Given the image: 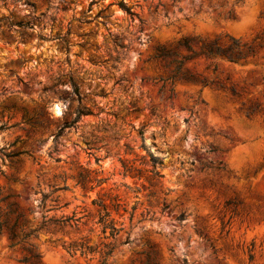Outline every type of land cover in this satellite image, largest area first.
<instances>
[{
  "label": "rangeland",
  "instance_id": "374dc122",
  "mask_svg": "<svg viewBox=\"0 0 264 264\" xmlns=\"http://www.w3.org/2000/svg\"><path fill=\"white\" fill-rule=\"evenodd\" d=\"M186 38L263 45L247 61L185 65L202 74L210 63L208 77L243 90L240 98L183 84L160 95L166 75L150 59ZM81 108L89 114L74 122ZM147 152L162 159L157 181L148 180ZM64 186L45 205L60 208L42 211V196ZM7 195L27 227L76 222L39 231L24 249L8 248L2 236L0 264H31L20 261L27 250L40 256L36 264H100L98 254L63 249L83 241L111 243L106 264H144L150 248L157 264H264V0H0V197ZM102 208L121 229L115 240L101 233Z\"/></svg>",
  "mask_w": 264,
  "mask_h": 264
},
{
  "label": "trees",
  "instance_id": "16d2710c",
  "mask_svg": "<svg viewBox=\"0 0 264 264\" xmlns=\"http://www.w3.org/2000/svg\"><path fill=\"white\" fill-rule=\"evenodd\" d=\"M175 0H172L174 2ZM118 6L128 15L129 17H135V14L131 11L130 8H127L126 5L121 2ZM123 49V47H121ZM263 49V45H246L240 44L237 41H234L230 38L227 39V43L222 42L219 38H215L211 41L204 40H195L193 38H186L176 44H171L169 46H161L155 49V53L150 60L156 62V69L166 75V78L160 79L162 83L159 93L163 95V92L166 89V92L172 93L173 86L175 84L183 85H193L200 86V89L209 88L217 94H224V97L229 101H234L240 98L243 90L238 91L234 85L226 87L217 77L210 79L206 72L211 67V64H207L205 67V73H197L194 69L185 67L187 63L197 60H203L204 62H209L211 60L221 59L228 63L235 64L240 61H247L248 59H254L260 50ZM217 71V66H212V73ZM169 87L167 89L166 87ZM74 93L77 96L78 100H81L78 89L75 87ZM259 106L254 105L247 108L245 116L246 118L252 116ZM89 111L86 108H81L78 110L74 122L77 121L81 116L88 115ZM73 122V123H74ZM62 130H60L56 137L60 136ZM147 162L145 163L149 168V181H157L162 176L159 173V168L162 166V159L155 157L153 154L147 152L146 155ZM145 158H142L143 161ZM224 166L216 168V170L223 171ZM126 172L133 173L135 176L141 178L142 171L139 169H134L132 167L126 168ZM90 183L88 175L84 170H80L77 176V185L81 187L82 190L87 189V185ZM98 185L101 181L96 182ZM97 185V186H98ZM89 189H93L89 187ZM67 187L54 189L50 194L42 196L40 202V208L42 211L51 212L59 209L60 207L54 205L50 209H45L47 201L56 203L57 199H50L53 193L57 191H65ZM11 195L0 197V204H6V202L11 199ZM100 207L99 204H97ZM168 208L167 205L163 204L161 211H165ZM98 224L101 226V233L105 235L106 231H109L108 239L115 240V238L120 233L121 229H117L113 222L109 220V215L102 208V211L98 214ZM44 218V217H43ZM72 222H76L73 218H64L59 219L49 218L37 227H27V221L24 211L19 208L15 203H8L6 206L0 208V238L5 236L6 241L8 242V248H23V245L28 244L31 238L36 237L37 233L41 230H48L49 227L56 229L58 232L62 231L64 227L69 226ZM104 238V239H107ZM129 237L127 236L122 244H128ZM64 245V244H63ZM101 247V248H100ZM100 247H91L87 242L83 241L80 243H70L66 246H63V249L67 251L69 255H75L79 251L80 255L84 254H98L99 263L106 264L107 260L111 257L113 253V247L111 243L100 244ZM39 255L33 254L31 251L27 250V255L24 256L20 261L22 263H31L36 264L39 259ZM145 263L144 264H157L156 254L153 248H150L148 252L145 253Z\"/></svg>",
  "mask_w": 264,
  "mask_h": 264
},
{
  "label": "bare ground",
  "instance_id": "6f19581e",
  "mask_svg": "<svg viewBox=\"0 0 264 264\" xmlns=\"http://www.w3.org/2000/svg\"><path fill=\"white\" fill-rule=\"evenodd\" d=\"M57 109V108H56Z\"/></svg>",
  "mask_w": 264,
  "mask_h": 264
}]
</instances>
